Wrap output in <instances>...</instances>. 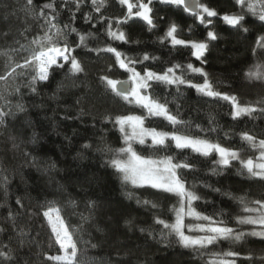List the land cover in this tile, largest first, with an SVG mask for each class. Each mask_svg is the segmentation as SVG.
Instances as JSON below:
<instances>
[{"label":"trees","instance_id":"trees-1","mask_svg":"<svg viewBox=\"0 0 264 264\" xmlns=\"http://www.w3.org/2000/svg\"><path fill=\"white\" fill-rule=\"evenodd\" d=\"M41 2L42 0H34L36 5ZM201 2L219 14L213 18L211 26L218 36L216 40L208 41L209 29L200 25L190 14L184 13L182 8L159 3L153 5L152 15L157 27L152 31L135 17L128 24L120 26L129 40L127 44L108 38L106 21L104 24H97L96 28L92 27L95 20L85 23L83 13L90 11V0H87L82 12L76 14L73 26L84 34L95 33V38L88 40L89 47L111 45L137 59L144 53L158 57L156 60L145 61L143 65L137 64L135 67L141 74L145 66L153 71H163L175 63H192L208 73L215 90L237 96L241 104H255L258 100H264V83L249 81L245 77L252 65L264 63V49L256 47L257 37L264 35V25L247 16L244 26L249 31L245 33L220 19L224 14L239 11L234 0ZM24 3L25 0H0V50L18 49L20 45L31 47L29 42L37 35H42L40 26L43 21L26 17L20 10ZM126 11L117 0H108L102 14L115 18L122 17ZM92 15L95 17L98 14ZM161 17L164 19L161 20ZM69 22V13L63 11L60 26ZM173 22L178 25L179 38L208 43V49L202 58L205 63L201 64L196 60L190 48L177 46L173 49L170 42H159V37L164 35ZM69 39L74 42L76 36L73 34ZM26 54L12 53L15 61L20 63H23ZM74 55L82 64L83 73L70 77L65 75L66 68L57 70L49 81L36 85L35 93L22 86L30 77H21L17 81L21 84V94L10 96L9 106L4 108L5 111L11 108L15 112V104L22 103L25 110L10 116L5 126L0 127V177L6 175L10 179L7 186V207L0 208V228L4 229L0 233V250L7 251L3 248L7 244L14 250L20 264H50L43 259L42 254H58V246L50 239V229L41 212L42 206L55 202L61 207L67 224L75 230V238L81 249L79 258L85 264H205L206 256L181 248L174 238L162 240L159 226L153 224L154 215L172 220L170 208L176 203V198L151 188L132 190L123 185L118 174L106 163L109 155L98 150L105 144L120 147V132L111 122L105 121L106 116L142 114L139 108L126 104L110 90L106 91L99 79L101 75H107L113 79L125 80L128 74L115 65V57L110 53L98 55L85 48H77ZM6 64L7 58L0 56V75L10 70L12 65L6 68ZM109 65L113 66L111 71L108 70ZM188 78L195 83L203 82L198 74H192ZM5 86L0 82V90ZM153 86L162 102L167 98L172 113L191 123L193 135H204L197 130L196 125L207 129L211 126L210 117H214V125L218 131L208 135L213 140L218 139L226 147L246 148L241 145L239 135H236L242 131L264 138V113L256 112L253 118L245 116L234 121L230 115L231 105L226 101L204 97L195 89L185 86H181L180 93H177L175 87ZM2 104L0 101V105ZM146 126L172 130L162 118H151L146 121ZM225 132L231 134L228 139H225ZM14 144L17 147L14 148ZM85 144L91 147L84 148ZM135 147L145 156L158 157L177 152L174 147L167 152L155 153L140 145ZM257 154L251 150L242 152L243 158H255ZM184 156L196 168L195 172H185L184 176L188 186L195 183V191L203 197L196 202L198 211L209 215L224 212L229 226L236 227L232 218L239 213V206L222 195V192H231L236 196L247 194L249 199L264 200V181L239 175L238 162L233 161L232 167L224 169L219 175H212L210 169L215 156L204 159L190 150H184ZM205 184L211 185V188L203 187ZM214 188L221 189V192L213 191ZM128 191H134L131 199L126 195ZM137 198L141 201H153L159 207H144L137 204ZM17 199L22 201L23 207L17 205ZM4 202V191L0 188V203ZM89 204L93 206L89 207ZM9 208L18 213L16 227L24 228L28 232L26 237L21 238L14 233L11 222L5 220ZM141 228L145 231L141 232ZM249 229L250 226H244L245 231ZM149 232L153 235H149ZM21 239L25 241L23 249L19 247ZM50 243L53 245L51 248ZM92 244L96 247L92 248ZM229 247L239 252L241 257H253L251 262L239 259L237 264H261L264 240L248 237L241 244L223 241L216 250H227Z\"/></svg>","mask_w":264,"mask_h":264},{"label":"snow or ice","instance_id":"snow-or-ice-1","mask_svg":"<svg viewBox=\"0 0 264 264\" xmlns=\"http://www.w3.org/2000/svg\"><path fill=\"white\" fill-rule=\"evenodd\" d=\"M87 0H42L40 5H36L34 0H25L20 9L26 17L42 20L40 26L42 35H37L29 43L31 47L20 45L18 49L0 50V56L7 58L6 68L12 65L10 70L4 75H0V82L6 86L0 90V127H4L6 120L10 116H15L25 110L22 103L15 104V112L9 108V97L21 94V84L17 81L21 77H30L23 87H27L30 92L37 91L36 85L40 82L49 81L50 77L57 70H64L65 75L76 77L84 72L80 60L74 55L77 48H85L89 52L110 53L115 57V65L128 74L127 79H113L107 75L99 77L101 84L116 97L123 100L126 104L139 108L142 114L116 115L115 117L106 116L105 121L111 122L120 132V147L114 148L105 144L99 151L109 155L106 163L119 176L121 183L132 190L140 188H151L176 198V203L170 208L172 220L162 219L158 215L153 216V224L159 226V236L162 240L174 238L175 243L181 248L191 250L202 257L206 256L205 264H237L239 259L252 261V256L241 257V254L232 250H216L221 242L227 241L230 244H241L248 237L264 240V200L249 199L247 194L236 196L231 192H222V195L235 201L239 206V213L233 216L236 227L229 226V221L225 219V213L205 214L197 210L196 202L203 199L196 191V184L188 186L185 179V172H195L196 168L184 156V150H190L191 153L212 160L213 167L210 174L219 175L224 169L232 167L233 161L239 163V175H247L252 179L264 181V138H258L248 131L236 133L239 135L241 145L246 146L240 149L224 146L218 139L213 140L209 133H217L218 128L214 125V117H210L209 128H201L196 125L199 132L204 135L191 134V123L182 120L177 114L171 112L168 107V101L165 97L163 102L156 94L155 85H163L165 88L175 87L177 93H180L181 86L193 88L196 92L204 97L220 99L231 105V118L236 121L241 117L253 118L256 112L264 113V100H258L241 104L238 97L229 95L215 90L211 83L208 73L201 67H195L192 63L181 65L179 63L166 67L163 71H153L147 66L143 69V74L137 71L136 65H143L145 61L156 60L158 57H152L144 53L141 58L129 56L124 52L118 51L117 48L106 45L104 47L92 48L88 45L90 38H95V33H81L73 26L77 19V13L82 12L83 6ZM117 3L126 8L127 11L122 17L109 18L102 14L108 0H90V11L83 13L85 23L92 22V27L96 28L97 24L107 22L106 35L110 40L129 43L126 33L121 30L120 26L128 24L133 18L143 21L149 31L157 27L153 19V5L173 6L182 8L184 13L190 14L195 20L207 31V40L212 41L218 38L216 32L211 29L214 21L213 18L219 14L215 9L208 7L201 0H117ZM235 6L239 9L237 13L224 14L220 19L232 28L241 30L245 33L249 31L244 26L247 16L264 25V0H234ZM135 10V11H134ZM63 11L69 13V23L60 26V17ZM92 13L98 14L93 16ZM164 18L161 17V20ZM115 28H114V23ZM189 26V32H191ZM27 31V29H25ZM23 34V33H22ZM76 36V40L70 41L71 35ZM170 42L173 49L177 46L190 48L192 56L201 62L208 49L206 41L185 40L178 37V25L171 23L167 27L164 35L159 37V42L164 44ZM138 43V41H136ZM256 47L264 49V35L256 39ZM254 53L256 48L253 49ZM12 53H27L23 57V63L16 62ZM67 66V67H66ZM109 65V71L112 70ZM20 69L21 71H17ZM192 74H198L203 78L202 83H195L188 77ZM249 81L264 83V63H255L245 73ZM11 78V83H9ZM79 102V101H78ZM256 105H262L257 107ZM151 118H162L171 126V131L158 130L156 127H147L146 121ZM183 129V130H182ZM229 132H225V139L230 137ZM150 141V143H149ZM135 145H140L152 150L153 153L169 151L174 147L177 152L173 155H143L137 150ZM13 147H17L15 144ZM84 148L91 147L85 144ZM251 150L258 153L255 158L249 156L243 158L242 152ZM25 155H28L25 153ZM184 156V158H178ZM10 179L8 176L0 177V188H3L5 202L0 203V208L7 207L8 185ZM211 188V185H203ZM215 192H221V189H212ZM129 199L134 195V191L126 193ZM207 203V201H205ZM17 205L23 207L22 201L17 199ZM137 204L151 209H157L159 205L150 200L141 201L137 198ZM93 205L89 204V207ZM41 212L47 227L50 229V239L58 246V254L50 255L43 253V259L50 264H85L79 258L81 251L79 241L75 238V230L72 229L65 221L62 215V209L55 202H49L42 206ZM10 208L5 218L11 222L14 233L21 238L26 237L28 232L24 228L17 229L16 216ZM86 220L87 217H82ZM244 226H250L245 231ZM141 232L145 229L141 228ZM4 232L0 228V233ZM149 235H153L149 232ZM25 241L20 240L19 247L23 249ZM53 245L49 244V248ZM95 248L96 245H90ZM5 250H0V264H20L19 258L14 255V250L7 244L3 245ZM41 253H37L40 255ZM261 264H264V256L260 257Z\"/></svg>","mask_w":264,"mask_h":264},{"label":"rangeland","instance_id":"rangeland-1","mask_svg":"<svg viewBox=\"0 0 264 264\" xmlns=\"http://www.w3.org/2000/svg\"><path fill=\"white\" fill-rule=\"evenodd\" d=\"M135 11V10H134ZM149 143H150V141H149Z\"/></svg>","mask_w":264,"mask_h":264}]
</instances>
